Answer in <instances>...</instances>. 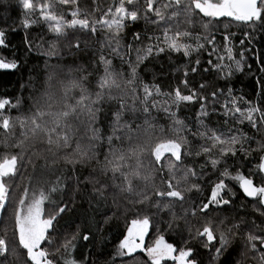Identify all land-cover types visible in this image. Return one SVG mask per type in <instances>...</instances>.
<instances>
[{
	"label": "snow or ice",
	"instance_id": "1",
	"mask_svg": "<svg viewBox=\"0 0 264 264\" xmlns=\"http://www.w3.org/2000/svg\"><path fill=\"white\" fill-rule=\"evenodd\" d=\"M21 3L28 10L22 27L27 30L33 25L43 24L53 38L46 39L44 35L30 38L25 33L27 51L46 57L44 75L41 76L39 66H34L30 70L29 81L22 85L29 92L26 111H21L24 104L22 93L15 102L8 97L0 98V129L3 133L0 146L5 149L0 154V215L5 217L6 225L11 209L14 222L11 243L6 226L4 234L0 235V264H8L9 256L19 259L20 250L26 253L24 264H58V261L60 264H96L91 256L81 254L79 258H73L72 252L77 250L80 240L89 241L91 236L94 241L96 234L102 230L101 225L112 220L113 216L101 210V205L108 209L106 193L110 187L126 194L127 204L130 205L123 213L128 226L116 246L113 264H116L117 257L119 264H140L135 255L138 251L147 258L143 264H162V261L168 260L173 264H201L197 249L189 247L190 240L182 234L179 247L168 242L163 234H158L152 244L145 246V237L152 226L151 217L146 214L147 208H155L157 215L163 210L171 211L176 203L183 208L185 191L202 192L198 183L191 184L187 189L182 187L189 183L190 178L203 176L202 171L184 165L186 158L201 155L208 159L198 165L199 169L203 170L210 163L214 170L223 164V170L213 182L207 202H192L189 208L184 209L183 217L178 218L172 212L168 228L175 232L173 222L178 219H184L187 224L189 216L196 217L199 213L208 217L214 211H223L222 206L230 205L231 198L236 194L226 179L234 181L246 197L253 198V211L259 212L261 224L251 222L239 249L234 247V242L238 233L244 230V221L222 229L223 221L217 225L212 219H207L194 235L191 228L188 229L190 237L198 241L203 238L201 247L208 251L207 264H228L227 257L233 252L236 253L233 264H248L249 260L254 264H264V175H260L264 174V156L251 171L252 176H258L259 186L239 171L235 175L229 172L227 159L236 157L238 152L250 155L244 145L252 138L238 129L233 132L232 129L210 128L205 119H210L216 109L213 107L212 112L208 111L209 96L203 94L211 86L214 90L210 93V102L213 106L220 105V115L239 124L247 122L257 131L264 129V78L257 77L254 84L256 95L261 97L258 104L245 101L243 97L238 103L233 95L231 77L245 71V52L248 49L240 51L239 59H235L232 44L235 33L229 31L232 23L252 28L253 33L244 32L248 38L256 31L264 30V0H118L114 11L110 7L103 17L91 20L87 13H81L78 0H49L39 6L38 14L37 4L32 0H21ZM56 5L70 7L72 18L66 19L64 11H57ZM32 15L36 18L29 19ZM140 20L146 26L155 25L161 35H147L146 28L144 33L133 32L131 41L125 46V29ZM181 22L189 28L199 27L202 34L181 30ZM220 25L224 27L223 33H220ZM98 31L104 33L98 59V66L103 72L94 86H85L91 73L83 75L82 65L49 63L53 57L63 61L65 55L78 56L90 46L88 40L80 39V34L95 35ZM217 33L222 36L223 43L217 40ZM145 39L150 43L144 44ZM138 44L143 47H137ZM240 45H244V39H241ZM0 47H7L5 30H0ZM104 49L110 50V55L119 58L122 65H128L130 72L127 79L123 71L113 67L112 59L103 54ZM133 52L136 53L134 61L130 59ZM204 52L209 57V67H204L201 72L200 55ZM172 53H182L188 58L187 64L182 66L184 78L181 83L190 94H182L180 88L174 89V94H164L158 85L143 83L139 79L138 69L145 61L161 55L171 58ZM193 54L196 55L194 62L191 59ZM257 61L260 64L259 73L264 74V61H260L259 57ZM189 65H192L190 70ZM19 67L15 60L0 59V69L15 70ZM247 68L251 71L250 65ZM210 70L215 74L213 82L200 83L199 90L190 89V84L195 83L189 79L190 73L206 75ZM32 72L35 75H31ZM215 81H224V87L221 88ZM162 95H167L171 103L166 101L161 106L155 97ZM221 97H224L223 102ZM197 103L200 107L196 131L191 135L204 143L193 153L191 142L184 135L190 130L172 108ZM241 104L246 106L241 107ZM152 109L163 111L171 120L168 129L171 135L162 126L157 134L156 125L150 118ZM9 110L21 114L13 117ZM141 118L143 123H137ZM225 123H228L227 119ZM17 127L21 129L19 137L16 135ZM257 143L260 149H264V143ZM38 145L42 146L40 151H37ZM9 148L14 151L8 152ZM33 158H43L45 167L59 175L46 186L24 188L21 195L14 199L11 180L19 167L31 165L34 168ZM61 163L65 167L57 168ZM91 163L98 167L82 178L78 169ZM97 171L106 179L95 177L93 174ZM157 174L162 188L155 184ZM118 178L120 183H116ZM66 185L72 192L68 200L64 199ZM81 185L84 187L81 188ZM88 185H91L90 203L95 201V211L103 219L95 223V232L89 228V234H83L77 226L75 233L68 234L62 231L60 221L69 203L75 201L76 194L88 192ZM113 206L120 207L115 196ZM129 212L132 213L130 220ZM53 248L55 250L51 251Z\"/></svg>",
	"mask_w": 264,
	"mask_h": 264
},
{
	"label": "trees",
	"instance_id": "2",
	"mask_svg": "<svg viewBox=\"0 0 264 264\" xmlns=\"http://www.w3.org/2000/svg\"><path fill=\"white\" fill-rule=\"evenodd\" d=\"M32 2L37 4V14L39 12V6L44 3H48L49 0H32ZM118 3V0H78V5L81 13H87L88 18L91 19H99L104 16L106 12H108L111 7L114 11L115 5ZM131 10V6H128ZM56 10H63L65 13V18L70 20L72 17L69 14L71 8L68 6H59L56 5ZM22 6L21 0H0V30H5L6 32V43L7 47H0V59H5L6 61L15 60L20 67L15 70H3L0 69V98L8 97L15 102L16 97H18L21 93L24 97V104L22 105L21 111H26L28 106V95L29 92L26 89L22 88V85L27 84L30 78V70L34 68V66H39L41 76L44 75V60L46 57L38 56L35 52H28L26 46L24 44L25 33L27 32L32 37H38L40 35H44L46 39H52L53 35L48 33L46 30V26L43 24L33 25L30 29L25 30L22 27V21L25 19L26 12ZM29 19H35L36 16L32 15L28 17ZM83 18V17H81ZM224 20V23H228L225 18H221ZM147 28V35H152L155 33L156 35H161L159 29L156 28L155 25H145L143 20H140L137 23L130 24L128 28L125 29L123 36V44L126 46L131 41V34L133 32H141L144 33ZM220 33L224 32L223 25L219 26ZM187 29L192 31L194 34H202V29L199 27L189 28L187 25H184L181 22V30ZM229 31L235 33V37L232 40V44L234 45V58L239 59V52L243 51L245 48L248 51L245 52L246 65L245 71L243 73H236L233 77H231V87L233 88V95L237 97V102L240 103L239 98L243 97L245 101H250L253 104H258L261 101V97L256 95V89L254 87L255 80L257 77L264 78V74L259 73L258 68L260 66L257 61V57L260 58V61H264V30H258L252 35L250 38L244 36V32L247 31L250 34L253 33V29L243 28L240 24L232 23L229 27ZM80 39L88 40L90 42V46L85 51L81 52L76 57H71L65 55L63 61H59L57 58L53 57L49 63H63L65 65H82L84 68L83 75H88V80L85 82V86H94L95 82L99 75L102 74V67L98 66L99 54L101 51V42L104 40V33L97 32L95 35L91 34H80ZM241 39H244V45H240ZM251 39V42H249ZM217 40L223 43L222 36L217 33ZM150 43L147 39H145L144 44ZM83 47V44H81ZM137 47H143V45L138 44ZM209 50L210 47H209ZM125 51L127 48L125 47ZM103 54L112 59L113 67L117 71H123L125 73V78L127 79L128 73L130 69L127 64H121L120 59L110 55V50L104 49ZM136 53L133 52L131 54L130 59L135 60ZM128 58V57H126ZM200 58L202 60V64L200 66V71L204 67H209L207 64V60L209 59L206 52L201 53ZM191 59H196V55L193 54ZM188 58L183 57L182 53H172L171 58L168 55H161L154 60L145 61L143 65L138 69L139 79L143 83L148 84H156L160 87V90L164 94L173 93L174 89L180 88L182 94H190L189 89H185L181 81L183 80V65L187 64ZM215 61V58L213 57ZM247 65L251 66V71L248 70ZM192 65H189V70ZM179 69V70H178ZM31 75H35L34 72ZM79 75V74H78ZM191 81H195V83L190 84V89L199 90L200 83H208L213 82L215 80V74L210 70L206 75H196L191 74L189 76ZM219 84L221 88L224 87V81H215ZM214 89L209 86L207 87L203 94L205 96H209V103L207 105L208 111L212 112L213 107H215L216 112L210 117V119H205V123L213 129L217 127L223 131H227L232 129L235 132L237 129L244 133L247 137H251L252 139L245 143V148L249 149L250 155L245 156L243 153L238 152L236 157H230L227 159L228 170L232 175H235L236 172H241L246 176L251 177V171L258 165L260 161V157L264 156V149H260V143H264V129L257 131L256 129H252L247 122L244 124H239L236 120L220 115V105L216 104L212 105L210 102V93ZM161 104L164 106V103L167 101L168 104L171 103L170 99L167 95H162L155 97ZM224 97H221V102H223ZM131 103V100H128ZM187 103V102H184ZM246 105L241 104V107ZM200 105L194 104L188 107H185L184 104L181 105L179 109L172 108L173 111L177 112V116L179 119L183 120L187 125V129L190 131H185L184 135L187 136L188 140L191 142V150L193 153L198 150L199 145L204 143L203 140H200L198 137L194 138L191 135V132L196 131V120L199 113ZM13 117L21 114L15 110H9ZM153 119V123L156 125V132L158 134L159 127L162 126L165 129V132L168 135H171L168 132V129L171 125V120L168 119L167 115L163 111H157L155 109L151 110V117ZM228 120V123H225V120ZM218 121V124H217ZM137 123H143V118L137 120ZM21 129L19 127L16 128V135L19 137V133ZM0 139H3L2 129H0ZM127 147V145H124ZM42 148L41 145L37 146V151H40ZM5 149L0 146V154H3ZM8 152H13L14 150L9 148ZM47 155V153H44ZM102 159V157H101ZM208 157L199 156V157H188L184 160V165L188 167H195L198 172L202 171L203 176L201 178L193 177L190 178L189 183L183 185L184 189L190 187L193 183H198L201 186L202 192L198 193L196 191H185L186 203L183 205V208L179 203H176L174 207L169 210H163L158 215L155 214V208H147L146 214L150 215L152 220V226H150V230L148 235L146 236L147 242H150V239L157 236L158 234H163L165 239L173 243L174 246L180 245V234L186 240H190L188 244L189 247H194L197 249L199 258L201 260V264H207L208 253L205 252L201 247V240L191 239L188 229L191 228L192 235L195 233V228L198 225L204 223L207 219H212L214 224L221 225V221L223 224L221 227L228 228V219L230 224L240 223L242 221L246 222L244 225V230L242 233L245 234V230L250 226L252 221H255L257 217L256 214L250 207L253 203V198L248 199L242 193V190L239 189V185L234 181H230L226 179V183L234 189L233 191L236 193L235 196L231 198L232 203L228 206H222L223 211L212 212L208 217H202L198 213L196 217H187V224L184 219H178L173 222V228L175 232L171 231L168 228V223L172 222V212L176 214V216L183 217L184 209L190 207L192 202L200 203L201 201L207 202L206 197L210 195V188L214 181L218 179L219 171L223 170L224 165L218 166V170L212 169L210 163L206 165V167L201 170L198 165L205 163ZM33 162L35 167L33 168L31 165H26L23 167V173L25 174V178L27 180V186L32 188L33 186L41 187L46 186L49 182L55 181L59 173H53L49 171L45 167V160L43 158H33ZM57 168H63L65 165L63 163L56 166ZM70 167V166H69ZM98 166L95 163H91L86 167H82L78 169V172L81 174V177L89 176L92 173L93 168H97ZM20 168V167H19ZM18 168V170H19ZM22 170V167L19 171ZM17 174L18 175V172ZM70 174V173H69ZM15 175V176H16ZM95 177H98L101 180H105L106 178L102 176L99 171L93 174ZM262 175V174H261ZM180 173L177 174V178H179ZM255 180V179H254ZM107 182L111 184V180L108 179ZM116 183H120V179L118 178ZM140 184V182H137ZM155 184L157 187H163L160 183V176L155 175ZM255 184V181H254ZM256 185V184H255ZM142 187V184H140ZM84 185H81L83 188ZM90 194H91V185H88V192L82 194H76L75 201L70 202L68 205V210L66 214H63V219L60 221V227L62 231L71 234L75 233L77 230V226H79L80 231L83 234H89L88 229L91 228L93 232H95V223L97 221H101L103 217L95 211V201L90 203ZM72 195L71 189L66 185L65 186V194L64 199L68 200ZM107 195V203L108 209H104L103 205H101V210H106L108 215L112 213L115 209L113 206V196L116 197L120 207H122V217L124 216V210L126 207H130L127 204L126 194L119 193L118 189L109 188ZM154 199V198H153ZM215 215L218 217H215ZM125 218V217H123ZM122 218V219H123ZM132 218V213H128V219ZM121 218H112L110 222L107 224H102V230L96 234V238L93 241L90 236L89 241L80 240L78 243L77 250L72 252L73 258H79L81 254L85 257L91 256L96 264H113V256L115 254L116 246L119 241L123 238V234H125L126 230V221ZM258 223V221H255ZM159 229V233L157 232ZM203 239V238H201ZM240 240L235 239L234 247L239 249L242 245H240ZM46 245H42L44 247ZM55 249H51L54 251ZM140 261V264H143V261L146 260V256L142 252H137L135 254ZM236 253L233 252L232 255L227 257L228 264H233L234 257ZM125 259H129L125 257ZM8 264H15L8 260ZM58 264L60 262L58 261ZM91 264V262H89ZM116 264H119V258H116ZM171 264V263H167ZM248 264H254L251 260L248 261Z\"/></svg>",
	"mask_w": 264,
	"mask_h": 264
},
{
	"label": "rangeland",
	"instance_id": "3",
	"mask_svg": "<svg viewBox=\"0 0 264 264\" xmlns=\"http://www.w3.org/2000/svg\"><path fill=\"white\" fill-rule=\"evenodd\" d=\"M34 161V160H33ZM21 168V167H20ZM20 168H19V170H20ZM18 170V171H19ZM251 175V174H250ZM261 175V174H260ZM251 177H253V180L255 181V184L257 185V186H259L260 185V181H259V178H258V176H252L251 175ZM7 179V178H6ZM237 186H238V184H237ZM11 187L13 188V190H14V193H13V198L15 199V198H17V197H19L20 195H21V193H22V191H23V189L24 188H29V185L27 186V180H26V178H25V174L23 173V167H22V170L21 171H19L18 172V175H16V176H14L13 178H12V180H11ZM239 187V186H238ZM234 190V189H233ZM117 200V199H116ZM253 207H254V203H252L251 204V209L253 210ZM122 207H119V208H117V207H115V209L112 211V213L109 215V216H113V218H115V219H119V218H123L122 217ZM256 214H254L256 217H257V219L255 220V221H258V223H256V224H261V217L259 216V212L258 211H254ZM113 213L115 214V215H113ZM8 220H7V224L5 225V223H4V221H5V217L3 216V215H0V235H3L4 233H3V228L6 226L7 227V229H8V239H9V241H10V243L12 242V237H13V233H12V229H13V227H14V222L12 221V219H11V209H9V213H8ZM215 217H217L216 215H215ZM218 218V217H217ZM131 219V218H130ZM122 220H124L125 221V218H123ZM228 222V227H230L231 226V224H230V222L232 221H229V219L227 220ZM126 223V222H125ZM217 225H219V224H217ZM127 223H126V228H127ZM202 226H203V223L201 224V225H198L196 228H195V230H197L198 228L199 229H202ZM262 226H264V225H262ZM222 229H226V228H224V227H221ZM149 230H150V228H149ZM193 232V231H192ZM196 232V231H195ZM194 232V233H195ZM125 233H126V230H125ZM149 233V232H148ZM244 233H242V231L240 232V233H238V235H237V239H238V241L240 240V245H242L243 243H244ZM155 238H156V236L155 237H153L152 239H150V242H147V240H146V237H145V246H148V245H150V244H152L153 242H154V240H155ZM202 240L203 239H201V242H202ZM202 249H204V248H202ZM205 250V249H204ZM205 252L206 253H208V251L207 250H205ZM25 258H26V253H25V251L24 250H20V258L19 259H17L16 257H14V256H9V258H8V260L10 261L11 260V262H13V263H15V264H24V260H25ZM167 263H171V264H173V262L172 261H170V260H168V261H162V264H167Z\"/></svg>",
	"mask_w": 264,
	"mask_h": 264
},
{
	"label": "water",
	"instance_id": "4",
	"mask_svg": "<svg viewBox=\"0 0 264 264\" xmlns=\"http://www.w3.org/2000/svg\"><path fill=\"white\" fill-rule=\"evenodd\" d=\"M243 193V192H242ZM245 196V195H244ZM246 197V196H245ZM246 198H248V199H252V198H249V197H246Z\"/></svg>",
	"mask_w": 264,
	"mask_h": 264
},
{
	"label": "flooded vegetation",
	"instance_id": "5",
	"mask_svg": "<svg viewBox=\"0 0 264 264\" xmlns=\"http://www.w3.org/2000/svg\"><path fill=\"white\" fill-rule=\"evenodd\" d=\"M262 175H264V174H262Z\"/></svg>",
	"mask_w": 264,
	"mask_h": 264
}]
</instances>
